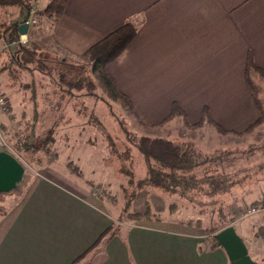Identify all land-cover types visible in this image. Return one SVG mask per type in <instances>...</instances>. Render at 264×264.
<instances>
[{
    "label": "crops",
    "instance_id": "crops-1",
    "mask_svg": "<svg viewBox=\"0 0 264 264\" xmlns=\"http://www.w3.org/2000/svg\"><path fill=\"white\" fill-rule=\"evenodd\" d=\"M126 21L136 35L106 69L144 127L158 125L173 102L190 123L207 106L235 133L258 119L245 71L249 51L264 70V0H67L49 37L53 50L74 60ZM7 216L0 264H231L223 247L210 248L173 213L125 223L121 234L112 204L69 179L34 181ZM108 227L114 234L99 238ZM248 253L264 264V245Z\"/></svg>",
    "mask_w": 264,
    "mask_h": 264
},
{
    "label": "rangeland",
    "instance_id": "rangeland-1",
    "mask_svg": "<svg viewBox=\"0 0 264 264\" xmlns=\"http://www.w3.org/2000/svg\"><path fill=\"white\" fill-rule=\"evenodd\" d=\"M47 1L35 0V2H32L31 9H34L32 17L35 21L29 24L30 27L27 34H25L27 40L21 44L33 41L41 46L43 48L39 52L41 58L44 55L57 54L51 57L55 59L53 64L57 66L58 62H62L61 65L59 64L61 68L59 71H69L70 73L68 74L75 76L87 74L88 77L94 79L97 87L93 94L91 92H89L91 94L83 92V94L75 95V97L73 94L71 97H67L68 95L65 93L63 97L67 99L59 101L57 108L52 107L57 103L55 101L57 99L55 94L54 96H50L52 100L49 99V101L44 102L46 99H40L36 105V103L34 104L28 99L29 93L22 90L20 84L17 86L15 81L12 82L7 77L6 71H1L0 69V97L2 99L7 98L8 104L11 107V113H3L0 117V151L13 155L24 167L23 177L16 188L0 193V229L3 228L2 225L8 222L9 217L7 215L14 212L23 202L34 181L42 177L69 179L75 183H79L92 196H100L107 199L112 204L116 213V224L113 229L121 230V234L124 227L126 228L125 223L132 221V219L127 218V214L130 211L142 213L148 204L151 207V211L159 218L166 216L168 212L171 213L168 209V204L175 197L166 195L160 189L150 186H142L143 188L137 190L140 187L135 182L145 174L143 159L137 150L135 148L130 149L129 152L132 153L130 160L123 159L122 162L118 161L117 156L108 148L104 134L95 128L97 124L92 119L101 120L106 130L114 138L119 139L116 143L121 151L126 149L124 140L120 139L122 135L121 123L129 129L130 138L148 135L166 137L171 140L190 141L195 142L206 153L235 146H238L241 150L247 147V145H251V143L264 146V78L258 72L256 74L253 71L250 78L254 84L253 86L256 88V97L262 107L263 120L251 132L245 133L243 136L231 132L218 133L215 125L210 123H207L206 127L188 128L183 121L181 122V118H178L179 120L177 121L170 120L171 122H164L161 125L144 127L138 121L134 107L133 111L136 116L123 103L113 101L106 95L103 87L95 78V74L89 73V56L80 54L78 58L75 57L72 60L65 54L53 50L54 44L49 37L51 34L50 24L45 20V16L41 12ZM19 13L20 11L17 6H0V22L4 23L1 24L0 28V68L6 63L8 52L14 51L21 46V44L13 42L14 39H17L18 30L14 31L12 24L19 22L20 18L25 14L21 15ZM11 29L14 32H10ZM50 51L53 53H50ZM43 59L46 58L44 57ZM39 75L42 76L37 71L32 70V73H27L24 77L19 78H23L24 81H29L33 78L38 82L41 81L43 82L45 92L49 93L53 85L47 78L41 80ZM248 91L251 92L249 86ZM24 100H27L26 104L23 103ZM243 102H245V98ZM35 114L38 115L36 122L37 134L41 133L44 127L47 126L54 131V142H50L49 144L52 148V154L57 155L55 159H49L41 151H29L23 154V152H16L13 149L12 141H15L13 137L14 132L24 128L25 119L29 118V122H32ZM38 120L41 121L38 122ZM241 160H245L246 162L251 161V163L253 161V164L263 161L264 164V147L255 149L253 156ZM72 166H76V168H72ZM260 170L264 173L263 169ZM130 173L133 177L132 184H128L130 178L127 174ZM263 173L251 172L245 178L242 188H239L237 192L236 189H233L232 192H235L234 194L238 196L235 197V204L228 206L230 210L243 207L240 210L241 212L239 211L236 214L234 222L230 224L240 230L244 236V243H247L250 248H253L252 243H254L251 241V231L255 230L256 225L260 222H264V219L260 218L264 215L261 212H248L249 207L253 205L254 201L259 199L264 200V179L261 178ZM258 179L261 182L256 184ZM125 187H128L127 193L123 191ZM133 191L134 193L136 192V196L129 203L127 210H125V206L128 200H130L126 197ZM220 198L224 199L226 203L232 200L227 195ZM175 200L178 201V199ZM179 201L181 204L178 205V209L173 215L180 220L199 216L190 204L182 200ZM207 211L200 214L201 227L192 226V229L196 233L203 236L205 244H207L205 228L213 226L216 223L215 219H217L214 215V210L210 212L208 209ZM256 260V264L262 263L259 258H256Z\"/></svg>",
    "mask_w": 264,
    "mask_h": 264
},
{
    "label": "trees",
    "instance_id": "trees-1",
    "mask_svg": "<svg viewBox=\"0 0 264 264\" xmlns=\"http://www.w3.org/2000/svg\"><path fill=\"white\" fill-rule=\"evenodd\" d=\"M32 2H35V0H0V6H17L22 15L24 14V10L26 11L32 7ZM66 2L67 0H48L41 10L43 16H45V20L50 24L51 32L53 31L54 25L57 23V19L63 12ZM26 16L27 15L25 14L23 18ZM20 22L21 21L14 22L12 24L14 26V31H17ZM1 24L4 23L0 22V28ZM136 31V25L131 21H126L116 29L101 37L82 52L83 55L86 54L87 57L89 56V73L95 74V78L103 87L106 95L113 101L123 103L133 114L132 101L118 88L114 79L108 73L106 66L124 50V48L135 37ZM41 49L43 48L33 41L21 44L16 50L8 52L7 64L5 63L0 68L1 71H6L7 77L12 80V82L15 81L17 86L20 84L22 90L29 93L28 99L32 103H36L37 105V102L40 99H46L44 102L47 100L49 101V99L52 100V97L50 96H54L55 94L57 97L55 101L57 103L52 107L57 108L59 101L67 99L63 97L65 93L68 95L67 97H71L72 94L75 97V95L83 94V92L85 94H88L89 92L93 94L96 91L97 85L94 79L88 77L87 74H79L78 76H75L68 74L70 73L69 71H59V69H61L59 64L61 65L62 62H58L57 66L56 64H53L55 59L51 57L57 54L50 51V53L53 54H48L47 56L44 55L42 57H45L46 59H43L39 53L41 52ZM61 59L63 60L62 56ZM32 70L37 71L42 75H39L41 80L47 78L53 85V87L51 86L49 93L45 92L43 82H38L34 78L29 81H24L23 78H19L24 77L27 73H32ZM253 71L258 72L260 76L264 78V70L256 65L253 59V54L249 51L245 74L252 89V96L258 107L260 116L244 131L235 133V131L224 130L219 124L211 119L207 106L203 107L200 120L196 123H190L187 120L185 112L176 102L172 103L169 114L158 123V125L180 116L183 123L188 128L195 129L203 126L205 123H210L215 125L218 133L231 132L243 135L251 132L253 128L259 125L263 120V114L261 112L262 107L260 101L256 97V88L253 86L254 84L250 78ZM23 103L26 104L27 100H24ZM0 112L6 114L11 113V107L8 104L7 98L5 99L3 108L0 107ZM134 116L136 115L134 114ZM37 119V114H35L34 122H29V118L25 119L26 122L24 128L20 131L14 132L13 137L15 138V141H12L13 149L16 152H23V154H26L29 151H41L46 154L49 159H55L57 158V155L55 156V154H52V148L49 144L50 142H54V131L47 126L44 127L45 132H43V130L41 133L37 134ZM40 121L38 120V122ZM92 121L97 124L95 125V128L104 134V138L108 143V148L117 156L118 161L122 162L123 159L130 160V155L132 153L129 151L131 148H135L142 157L145 174L135 182L136 185L140 187L137 190L144 186H150L160 189L166 195L175 197L173 198V201L169 202V204H171H168V209L171 213H174L178 209V205L181 204L179 200L187 202L197 211L199 216L196 218L180 220L181 223L201 227V212H208V209L210 212L214 210V215L217 217V219H215L216 223L213 226L205 228V233L207 235L205 239L210 248L218 245L214 234L228 224L234 222L236 214L243 208L241 207L233 210H230V207L228 208L236 197V194L232 192L233 189L242 188L245 178L249 176L251 172L263 173L260 169H263L264 171L263 161L253 164V161L251 163V161L246 162L245 160H241L253 156L255 154V149L264 147L263 145H254L251 143V145H247V147L241 150L238 146H235L217 149L212 153H206L201 150L195 142L190 141L171 140L166 137L148 135H140L130 138L129 129L121 123L120 128L122 129V135L120 136V139L124 140L126 145V149L121 151L116 143L119 139L114 138L106 130L102 121L99 119H92ZM73 167L76 168V166H72V168ZM79 172L78 169V173ZM127 175L130 178L128 184H132L133 177L131 173ZM261 178L264 179V173ZM257 181H260V179ZM127 189L128 187H125L123 191L127 193ZM136 192L134 193L133 191L126 197L130 200H128L125 210H127L129 203L135 198ZM224 195L229 196L232 200L226 203L224 199L220 198ZM175 199H178V201ZM262 202L263 199H259L254 201L253 205H259ZM127 218L132 219V221H149L153 219L158 220L159 217L151 211V207L147 204L144 212L130 211L127 214ZM260 218L264 219V215ZM113 234L114 232L111 230V227H108L99 238L105 236V238H108ZM251 241L254 242L252 243V246L255 250L259 247H263L264 222H260L256 225ZM97 242L98 241L92 246L97 244ZM245 244L247 249H249L250 246L247 243Z\"/></svg>",
    "mask_w": 264,
    "mask_h": 264
},
{
    "label": "water",
    "instance_id": "water-1",
    "mask_svg": "<svg viewBox=\"0 0 264 264\" xmlns=\"http://www.w3.org/2000/svg\"><path fill=\"white\" fill-rule=\"evenodd\" d=\"M29 23L18 25V34H27ZM24 173L22 164L11 154L0 151V193L15 189ZM217 244L223 247L231 264H256L248 253L246 244L232 224H228L214 234Z\"/></svg>",
    "mask_w": 264,
    "mask_h": 264
},
{
    "label": "built area",
    "instance_id": "built-area-1",
    "mask_svg": "<svg viewBox=\"0 0 264 264\" xmlns=\"http://www.w3.org/2000/svg\"><path fill=\"white\" fill-rule=\"evenodd\" d=\"M33 11H34V9H31V8L28 9V11H27L28 12V16L26 18H22L20 23H22L24 21H27L29 24L34 23L35 20L32 17ZM10 32H14V31H12V29H11ZM25 36L26 35L17 33V39H14L13 42L16 43V44H21V43H23V42H25L27 40ZM4 102H5V98L2 99V97H0V107L1 108H3ZM248 212L249 213L261 212V214H264V200L259 205H252L251 207H249Z\"/></svg>",
    "mask_w": 264,
    "mask_h": 264
}]
</instances>
